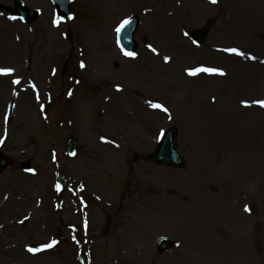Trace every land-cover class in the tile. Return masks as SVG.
I'll use <instances>...</instances> for the list:
<instances>
[{"label":"rangeland","instance_id":"obj_1","mask_svg":"<svg viewBox=\"0 0 264 264\" xmlns=\"http://www.w3.org/2000/svg\"><path fill=\"white\" fill-rule=\"evenodd\" d=\"M21 1L40 17L0 12V68L14 70L0 76V152L13 159L0 174V264H80L82 252L90 264H264V108L242 103L264 99V0H74L56 29L50 0ZM134 15L139 48L126 57L116 29ZM210 19L196 44L189 32ZM202 66L226 74L188 75ZM172 125L182 170L149 158ZM18 209L30 216L22 235ZM160 236L179 246L159 254Z\"/></svg>","mask_w":264,"mask_h":264},{"label":"water","instance_id":"obj_2","mask_svg":"<svg viewBox=\"0 0 264 264\" xmlns=\"http://www.w3.org/2000/svg\"><path fill=\"white\" fill-rule=\"evenodd\" d=\"M72 0H54V2L57 5L58 12L60 15H62L64 18L70 17V4ZM15 9H11L9 7L0 5V9L10 11L12 13L17 14L18 16L24 18L25 20L31 21V19L28 17V9L20 2H16ZM137 19H133L130 21L129 24L125 25V27L120 31V43L123 48L129 50H135L137 45L133 42V34L134 31L137 28ZM205 33L198 32L195 34V37L199 41L204 40ZM10 117L11 110H10ZM176 138H177V131L175 128L170 129L164 139L161 141V143L157 146L155 152L153 153L154 159L160 163L161 165H169L172 167L181 168L185 165L184 160L180 156V154L177 151V145H176ZM69 150L70 154L73 155L75 151V140L73 138L69 141ZM9 162V159L3 155L0 154V170H2ZM29 163L24 164V167H28ZM62 184H64V181L60 180ZM176 244L171 243L167 238H159L157 240V246L158 249L161 252L167 251L170 248L174 247ZM84 264H87V260L85 255L83 256Z\"/></svg>","mask_w":264,"mask_h":264},{"label":"snow or ice","instance_id":"obj_3","mask_svg":"<svg viewBox=\"0 0 264 264\" xmlns=\"http://www.w3.org/2000/svg\"><path fill=\"white\" fill-rule=\"evenodd\" d=\"M212 3H217L218 0H211ZM74 18V16H73ZM13 19H15V17H13ZM63 19V17H60L58 18L55 23L58 25L60 23V20ZM130 23V18L128 19H125L121 24L120 26L116 29L117 32H120L124 27L125 25L129 24ZM185 35H187V33H185ZM151 47V45L149 46ZM153 52L156 51L155 48L152 49ZM225 52H229V53H234L236 55H239V56H245L246 53L244 51H241L240 49H237V48H225L224 49ZM126 56H129V57H135L136 56V53L134 52H129V51H125L124 53ZM251 59H256L255 56H250ZM165 61H168L170 60V57H164ZM81 67H84V63L81 62ZM14 70L11 69V68H0V74H10L12 73ZM188 75L190 76H196L198 75L199 73H207V74H218V75H225L226 73L223 71V69H220V68H216V67H206V66H202V67H197V68H193V69H188ZM14 83H17L19 84L20 83V80L17 79L16 81H14ZM33 87H35V85H33ZM118 90H120V86L118 85L117 86ZM69 95H71V93H69ZM245 106H250V103H254L258 106H260L261 108H264V99H259V100H255V101H252V102H249V101H243L242 102ZM151 106L153 108H161L165 113H168L169 112V109L161 104H151ZM59 187V186H58ZM245 211H251V209L248 207V206H245ZM57 243V241L53 240L51 243H48V244H44L42 245L40 248H36V247H29L28 248V251L29 252H32V253H37V252H40L44 249H50L52 248L55 244Z\"/></svg>","mask_w":264,"mask_h":264},{"label":"bare ground","instance_id":"obj_4","mask_svg":"<svg viewBox=\"0 0 264 264\" xmlns=\"http://www.w3.org/2000/svg\"><path fill=\"white\" fill-rule=\"evenodd\" d=\"M53 24H55V23H53ZM55 27H56V24H55V26L53 28H55ZM43 67H45V66L41 65V66H38L37 69H39V68L41 69ZM32 69L36 70L34 67ZM13 86L16 87V83H14V81H13ZM31 89L32 88H29V85H27L26 87H21L18 91L19 92H25V91L29 92ZM72 89H73V87H71L69 90H67L64 93V96H63L64 99H69L72 96V93H73ZM15 92H16V90H14V93ZM69 93H71V95H69ZM25 94L30 95L29 93H25ZM103 105H104L103 106L104 108H103V112L101 113V116L102 117L103 116H108L109 106H108V100L107 99L104 100V104ZM81 170H83V169L82 168L80 169V174H81L80 176L81 177H82V175L85 176V174ZM15 213H16V215H15L16 216V220L13 223H11L10 225L12 227H14L15 229H18V232L20 233V235H22L27 230V226H28V223H29L28 221L30 220L29 219L30 216H29L28 212L24 213V211L22 209L16 210ZM19 233L16 232V234H18V235H19Z\"/></svg>","mask_w":264,"mask_h":264}]
</instances>
